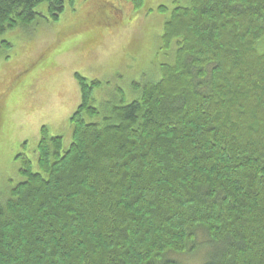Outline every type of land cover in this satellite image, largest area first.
Segmentation results:
<instances>
[{
  "label": "trees",
  "instance_id": "obj_1",
  "mask_svg": "<svg viewBox=\"0 0 264 264\" xmlns=\"http://www.w3.org/2000/svg\"><path fill=\"white\" fill-rule=\"evenodd\" d=\"M45 2L57 20L64 0H0V50ZM246 2L175 0L164 23L153 21L179 44L177 61L128 102L102 107L101 81L76 73L70 147L44 125L39 169L19 154L26 180L0 197V264H190L183 255L201 245L198 264H264V7ZM219 7L222 22L207 24ZM119 11L102 25L123 22ZM242 17L250 27L231 40L244 55H231L217 31ZM197 28L206 34L188 42Z\"/></svg>",
  "mask_w": 264,
  "mask_h": 264
},
{
  "label": "rangeland",
  "instance_id": "obj_2",
  "mask_svg": "<svg viewBox=\"0 0 264 264\" xmlns=\"http://www.w3.org/2000/svg\"><path fill=\"white\" fill-rule=\"evenodd\" d=\"M64 1V11L57 20L49 16V3L45 2L37 7L43 17H38L30 27H18L1 37L12 44L10 49L0 50V86L5 82L0 87L2 198H7L16 184L26 180L21 172L22 159H16L19 154H25L32 161L34 170L39 169L36 149L44 125L48 126L49 136H61L64 148L70 147L73 141L71 116L81 103L76 73L91 81H101L94 89L98 100L107 99L102 107L108 108L111 104L122 103L124 98L125 102L133 99L135 92L138 94L145 84L157 82L163 77L167 64L173 66L177 61L179 44L171 42L175 39L173 35L162 32L163 23L171 14L175 0H146L145 8L137 9L130 8L132 0H114L117 5L109 0ZM260 1L254 3L247 0L246 6L254 4L263 8ZM160 5L167 6V10L157 11ZM146 9L151 11L148 13ZM119 10L124 12L123 22L118 21L120 24L112 28L110 24L102 25L105 17L109 18L108 23L117 13L121 14ZM223 10L219 7L215 14L207 16L206 23L222 22L219 16ZM157 17H162V26L154 25L153 20ZM247 26L248 19L242 17L234 20L229 28L224 25L218 28L217 38L224 46L228 44L231 55H244L243 41L234 43L231 39L233 34L242 35V32L248 31L250 25ZM231 29L234 30L230 33ZM204 34L197 28L188 42L195 43L197 36ZM134 40L138 43L136 48V44L132 45ZM27 70L9 87L15 76ZM81 158L84 159L83 156ZM75 205V213H81L78 202ZM11 237L9 234L2 246ZM201 248L198 255H183L186 262L198 264L201 259L202 263L208 250L204 245ZM126 262L130 263L129 260Z\"/></svg>",
  "mask_w": 264,
  "mask_h": 264
}]
</instances>
